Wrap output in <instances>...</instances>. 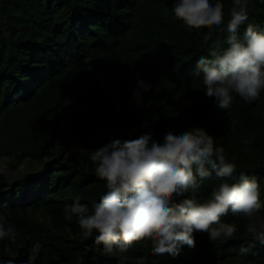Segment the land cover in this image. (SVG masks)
Returning <instances> with one entry per match:
<instances>
[{
  "label": "trees",
  "instance_id": "16d2710c",
  "mask_svg": "<svg viewBox=\"0 0 264 264\" xmlns=\"http://www.w3.org/2000/svg\"><path fill=\"white\" fill-rule=\"evenodd\" d=\"M174 2L0 0V205L16 230L14 242L0 240V264H264L247 220L231 212L221 218L237 227L228 243L195 232V247L178 257L153 253L144 237L121 259L96 244L95 231L80 239L75 216L65 219L72 197L91 212L107 191L89 153L147 132L162 138L170 127H204L237 166L228 182L246 172L264 202V92L252 103L234 94L220 110L195 73L201 55L228 46L231 0H222L221 26L178 20ZM248 24L264 29L262 0L250 3L241 35ZM138 79L152 88L135 100ZM220 183L198 179L185 196L207 199Z\"/></svg>",
  "mask_w": 264,
  "mask_h": 264
},
{
  "label": "clouds",
  "instance_id": "9594fccd",
  "mask_svg": "<svg viewBox=\"0 0 264 264\" xmlns=\"http://www.w3.org/2000/svg\"><path fill=\"white\" fill-rule=\"evenodd\" d=\"M252 2L231 0L228 46L221 49L217 44L210 58L201 55L197 59L195 73L202 78L204 93L214 98L220 110L231 107L234 94L252 103L264 92V29L248 24L242 35L238 31L249 18ZM172 11L178 20L190 25L224 24L222 0H175ZM151 88V83L138 79L134 99L142 98ZM143 126L149 127L147 123ZM89 158L107 191L93 203L91 212L81 203L83 197H72L73 203L64 209L65 219L77 218L82 240L95 231V242L105 252H116L123 259L134 240L148 237L153 253L178 257L185 245L195 247V232L226 244L237 232L234 223L221 219L229 212L243 216L252 242L264 247V216L260 215L264 202L259 184L246 172H240L236 182H228L237 166L204 127H170L162 138L147 132L135 140H115L93 150ZM213 174L221 183L209 198L185 196L198 179ZM7 208L0 205V240L14 242L16 230L9 222Z\"/></svg>",
  "mask_w": 264,
  "mask_h": 264
},
{
  "label": "rangeland",
  "instance_id": "374dc122",
  "mask_svg": "<svg viewBox=\"0 0 264 264\" xmlns=\"http://www.w3.org/2000/svg\"><path fill=\"white\" fill-rule=\"evenodd\" d=\"M22 171L25 172V170H22ZM0 172H1L3 175H5V173H6V170H5L4 166H2V165H0ZM25 173H26V172H25Z\"/></svg>",
  "mask_w": 264,
  "mask_h": 264
}]
</instances>
